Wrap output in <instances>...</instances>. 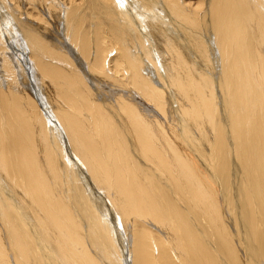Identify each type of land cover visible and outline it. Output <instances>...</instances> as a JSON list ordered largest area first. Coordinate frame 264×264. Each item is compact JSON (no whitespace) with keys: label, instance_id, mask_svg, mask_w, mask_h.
Listing matches in <instances>:
<instances>
[{"label":"bare ground","instance_id":"1","mask_svg":"<svg viewBox=\"0 0 264 264\" xmlns=\"http://www.w3.org/2000/svg\"><path fill=\"white\" fill-rule=\"evenodd\" d=\"M0 264H264V0H0Z\"/></svg>","mask_w":264,"mask_h":264}]
</instances>
